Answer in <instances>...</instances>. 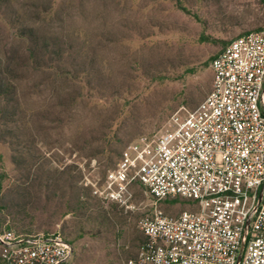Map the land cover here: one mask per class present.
Returning a JSON list of instances; mask_svg holds the SVG:
<instances>
[{"label": "rangeland", "instance_id": "rangeland-1", "mask_svg": "<svg viewBox=\"0 0 264 264\" xmlns=\"http://www.w3.org/2000/svg\"><path fill=\"white\" fill-rule=\"evenodd\" d=\"M264 28V0H0V220L56 233L66 264H125L152 199L109 205L82 183L212 87L211 60ZM86 188L87 190L83 189ZM170 215L189 207L162 203Z\"/></svg>", "mask_w": 264, "mask_h": 264}, {"label": "built area", "instance_id": "built-area-1", "mask_svg": "<svg viewBox=\"0 0 264 264\" xmlns=\"http://www.w3.org/2000/svg\"><path fill=\"white\" fill-rule=\"evenodd\" d=\"M212 87L164 129L140 135L104 177L82 183L131 210L137 184L152 199L125 264H264V28L231 40L211 60ZM189 208L170 215L162 203ZM60 234L16 233L0 220V264H66Z\"/></svg>", "mask_w": 264, "mask_h": 264}, {"label": "trees", "instance_id": "trees-1", "mask_svg": "<svg viewBox=\"0 0 264 264\" xmlns=\"http://www.w3.org/2000/svg\"><path fill=\"white\" fill-rule=\"evenodd\" d=\"M14 89V87L12 85L7 84L4 80L0 81V95H7L10 93V91H12ZM123 152L121 151L119 153V159L122 158ZM85 190H87L86 188H83Z\"/></svg>", "mask_w": 264, "mask_h": 264}]
</instances>
